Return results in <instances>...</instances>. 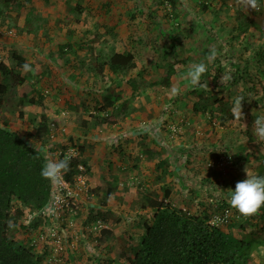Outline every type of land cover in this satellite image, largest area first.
I'll use <instances>...</instances> for the list:
<instances>
[{"label":"rangeland","instance_id":"obj_1","mask_svg":"<svg viewBox=\"0 0 264 264\" xmlns=\"http://www.w3.org/2000/svg\"><path fill=\"white\" fill-rule=\"evenodd\" d=\"M260 3L259 11H246L236 0H18L6 9L0 0V64L17 72L16 53L34 69L19 71L24 78L20 86L0 71V86H8L6 94H0V124L8 122L10 129L52 159L75 148L76 158L85 159L89 166L83 175L89 193L82 196L63 226L77 237L66 243L70 254L65 264H128L121 251L127 245L123 238L127 233H144L142 224L151 213L141 210L138 202L148 191L162 200V188L168 186L172 191L169 200L177 207L196 214L202 205L216 212L220 200L230 205L231 190L247 178L245 169L254 174L259 161L246 156L261 148L246 136L248 117L255 113L251 105L242 104L243 118L225 125L215 120L210 123L209 114L193 111L201 89L192 96L195 88L184 76L193 63L206 62L212 47L220 55L208 70L216 75L218 66L222 67L221 85L235 93L242 90L231 83L234 64L242 69L250 64L260 76L256 56L264 47V38L251 29L245 31L238 17L264 10V0ZM66 43L76 46L75 51L64 48ZM114 52L133 54L136 70L128 75L105 70L100 76L93 65L100 56ZM170 67L176 71L171 87L155 85ZM224 73H230L231 80L221 83ZM114 86L124 90L121 102L130 100L129 114L103 124L106 112L99 109L103 96ZM174 86L182 89L180 95L171 94ZM22 98L36 104L20 106ZM257 112L264 115V109ZM43 116L53 123V138L50 133L34 139ZM150 148L164 150L154 162L167 160L165 172L175 171L176 176L156 173L154 162H148L144 153ZM112 184L118 193L102 207L100 201ZM98 211H110L113 216L105 223L100 219L95 223L90 217ZM249 220L257 223L254 216L246 224ZM20 222L28 227H17L16 239L30 246L42 221L27 214ZM221 229L244 236L236 228ZM41 264L48 262L44 258ZM251 264H264V253Z\"/></svg>","mask_w":264,"mask_h":264},{"label":"trees","instance_id":"obj_2","mask_svg":"<svg viewBox=\"0 0 264 264\" xmlns=\"http://www.w3.org/2000/svg\"><path fill=\"white\" fill-rule=\"evenodd\" d=\"M169 1L173 2V0ZM17 2L18 0H2L6 9H10ZM78 9H81L80 6L77 7ZM238 17L243 20L242 27L245 31L251 29L260 38H264V10L246 18L242 15ZM75 47L66 43L64 48L75 51ZM256 58L259 60L255 69L260 76L254 74L250 64L243 69L240 64H234L236 73L231 83L238 89H242L239 93L219 83L218 75L222 72V67L218 66L216 75L208 70L202 76V82L207 83L208 88H195L191 95H196L195 91L201 89L193 111L209 114L210 123L215 120L223 125L229 121L238 120L232 113L234 98L236 96L245 98L242 104L249 103L251 110L255 112L248 117L246 136L250 143L257 144L261 148L255 153H247L246 157L250 155L258 160L259 166L253 173L264 175V141L259 140L255 135L253 123L258 116H261L257 111L264 109V47L259 50ZM14 59L17 61V72L4 64H0V71L6 79H12L14 86H20L24 81V78L19 76V71L24 65V58L15 53ZM93 66L100 76L105 70H109L113 75H128L137 68L134 55L124 52L100 56ZM175 73V69L170 67L166 77L155 85L163 88L171 87V77ZM7 91V85L0 86L1 95H5ZM123 91L120 86H116L112 90L109 89L108 94L103 96L104 105L99 110L106 112V117L101 119V123L107 124L122 115L129 114L131 102L130 100L121 102ZM202 99H204L203 103L200 102ZM35 104L33 99L28 98H22L19 101V105L23 107ZM2 105L3 99L0 98V107ZM20 115L23 116V113L21 112ZM52 125L53 123L43 116L33 138L39 140L43 136H50ZM83 151L84 148L81 146L80 152ZM163 151L161 149L157 152L154 148H150L144 153L148 157V162L152 163L156 155H163ZM45 160L44 152L17 131L10 129L8 122L0 124V264H41L43 259L47 258L46 251L38 254L33 248L16 239L17 227L19 230L27 228L20 222L22 217L42 211L50 201L52 182L41 176V168ZM80 165L89 167L85 159H72L70 171L64 176L65 179L73 182L75 176L80 174ZM153 166L156 173L161 176L177 175L175 171L169 174L165 172L169 169V163L165 159L154 162ZM181 183L184 188L183 181ZM162 190L164 192L162 200L154 199L148 191L138 202L140 209L149 211L151 216L142 224L144 233L138 236L133 232L127 233L123 238L127 241V245H123L121 251L128 264H251L254 261L255 252L264 253V209L254 216L257 218L256 224H252L250 220L246 224L248 217L235 214L224 199L218 202L216 212H211L200 205L202 210L192 214L186 208L177 207L170 202L172 192L170 187H164ZM117 193L116 184L109 186L100 205L106 207L108 201ZM16 203L20 204V208L15 209ZM225 213L230 215L228 227L238 229L239 232L244 233V236L226 232L221 229L222 226L210 223L213 217L223 216ZM110 216H113L110 211H98L95 217L90 218L95 223L98 219L105 223ZM39 220L42 221V219ZM246 225L250 228H246ZM105 233L110 232L105 231Z\"/></svg>","mask_w":264,"mask_h":264},{"label":"clouds","instance_id":"obj_3","mask_svg":"<svg viewBox=\"0 0 264 264\" xmlns=\"http://www.w3.org/2000/svg\"><path fill=\"white\" fill-rule=\"evenodd\" d=\"M236 3L246 11L249 9L259 11L262 7L260 0H236ZM219 55L220 51L216 47L210 48L205 57L206 62L193 63L188 68L184 79L188 80L193 88L207 89L208 84L202 82V76L208 71V65L213 64ZM22 67L26 72L34 71L28 63H25ZM230 80L231 74L224 73L221 83ZM170 91L173 96H178L182 93V89L179 86H174ZM244 99L243 96H236L233 100L232 113L238 119L243 118L242 101ZM253 123L255 135L259 140L264 141V115L258 116ZM73 158L74 154L65 155L63 159L46 158L41 168V176L57 187L62 186L65 182L64 176L70 171V164ZM245 172L247 178L236 183L235 190H231L228 199L230 206L236 209L242 216L252 217L259 214L261 209H264V175L252 174L247 169H245ZM33 250L38 254L44 251H37L34 248ZM69 250L70 248L68 249V255L70 254ZM48 255L47 251V257Z\"/></svg>","mask_w":264,"mask_h":264},{"label":"built area","instance_id":"obj_4","mask_svg":"<svg viewBox=\"0 0 264 264\" xmlns=\"http://www.w3.org/2000/svg\"><path fill=\"white\" fill-rule=\"evenodd\" d=\"M11 33L10 35H12ZM51 138H53V133H51ZM72 154L76 158L77 151L75 148L60 152V159L65 158V155ZM46 158L49 157L46 156ZM79 170L80 174L75 176L73 182L68 181L64 177L65 182L62 186L57 187L52 183V193L48 205L42 211L34 212L32 215L33 218L42 219V227L35 238L31 239L30 246L37 251L48 249L49 255L47 259L45 258V262L47 260L48 264H65L64 259L67 258L68 249L70 248V245L67 246L66 243L70 239H77L74 234L70 235V230L65 229L63 226L65 221H69L68 217L71 215L69 213L73 212L74 207H77V203L82 199V196H87L89 193L83 177L86 168L80 165ZM46 222H49V225H46ZM29 223L31 222H26L27 225ZM210 223L215 226H228L230 215H216ZM71 246H74V242H72Z\"/></svg>","mask_w":264,"mask_h":264},{"label":"crops","instance_id":"obj_5","mask_svg":"<svg viewBox=\"0 0 264 264\" xmlns=\"http://www.w3.org/2000/svg\"><path fill=\"white\" fill-rule=\"evenodd\" d=\"M70 251V250H69ZM259 252H255V254H254V260H256V259H258V257H259Z\"/></svg>","mask_w":264,"mask_h":264},{"label":"bare ground","instance_id":"obj_6","mask_svg":"<svg viewBox=\"0 0 264 264\" xmlns=\"http://www.w3.org/2000/svg\"><path fill=\"white\" fill-rule=\"evenodd\" d=\"M226 214V213H225Z\"/></svg>","mask_w":264,"mask_h":264}]
</instances>
